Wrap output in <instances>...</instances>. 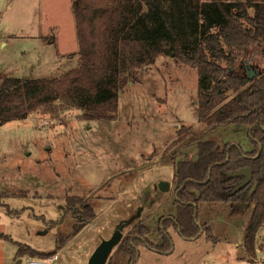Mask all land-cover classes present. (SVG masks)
<instances>
[{
  "label": "rangeland",
  "instance_id": "obj_1",
  "mask_svg": "<svg viewBox=\"0 0 264 264\" xmlns=\"http://www.w3.org/2000/svg\"><path fill=\"white\" fill-rule=\"evenodd\" d=\"M73 2L0 0V81L58 77L79 66ZM249 58L242 71L262 67L260 53ZM138 75L140 82H130L120 91L112 120L85 119L78 109L0 119V192L6 194L0 200V264L20 258L17 242L48 251L59 246L60 258L52 264H88L101 240L147 204L151 185H142L152 176L157 157L170 163L181 147L197 139L245 138L246 129L238 125L209 132L198 120V71L177 64L172 53L161 54ZM183 126L190 132L178 143ZM159 172L169 174L170 168ZM123 191L128 192L117 197ZM71 196L93 204L92 221L84 224L77 210L66 209ZM251 211L249 202L247 207L204 203L194 213L195 226L207 221L217 243L205 236L184 239L180 230L170 228L174 252L161 255L144 247L137 264H264V225L256 236L261 252L250 255L239 245Z\"/></svg>",
  "mask_w": 264,
  "mask_h": 264
},
{
  "label": "trees",
  "instance_id": "obj_2",
  "mask_svg": "<svg viewBox=\"0 0 264 264\" xmlns=\"http://www.w3.org/2000/svg\"><path fill=\"white\" fill-rule=\"evenodd\" d=\"M73 9L79 66L58 77L2 78V122L71 109L81 110L89 120L115 119L120 91L130 82H140L142 67L172 53L177 64L198 71V120L209 132L238 125L246 129L245 138L197 139V158L175 162L178 210L160 221L158 239L153 240L155 228L147 221H135L109 262L137 264L140 246L171 254V227L185 238L198 236L202 229L217 243L211 226H195L194 213L204 203L249 202L252 211L242 247L255 255L256 236L264 225V0H74ZM255 53H260L263 65L251 77L242 65ZM189 132L181 127L177 142ZM5 196L0 192L1 201ZM66 209L77 210L84 224L96 216L93 204L80 196L69 197ZM17 245L19 257L47 258L59 250Z\"/></svg>",
  "mask_w": 264,
  "mask_h": 264
},
{
  "label": "crops",
  "instance_id": "obj_3",
  "mask_svg": "<svg viewBox=\"0 0 264 264\" xmlns=\"http://www.w3.org/2000/svg\"><path fill=\"white\" fill-rule=\"evenodd\" d=\"M189 144H191V143H189ZM181 148L182 149L177 152V155L173 156V158L170 159V163L161 162V158L160 157H157L154 160V163H153V166H152V172H153L152 176L151 177L149 175L146 176V179L144 180L143 185H142V187H146L148 185H151V186H149L147 188L148 189V193L145 194V199L147 198V204H145L143 206V208L140 210V213H138V215L136 213H134L133 215L130 216V217H132L134 219H133V221L131 223L127 224V226L124 228V230H123L124 233L131 226V224L134 223L135 221L136 222L147 221L148 224H150L153 228H155V232L153 234V238L156 237L155 239L157 240L158 239L157 227H158V224L160 223V221L167 219L168 217L171 216V214L177 212L178 206L175 204L176 193L173 191V187H174V172H175L174 165H175V162H178V161H191V160L196 159L197 156H198V148H197L196 145L194 146V144L192 146L191 145L190 146H184V147H181ZM164 166L167 167V168H170L169 174H165L163 172H159L161 169H163ZM143 171H145L146 173L149 172L148 169L147 170H143ZM125 179H127V178H125ZM119 180H122V179H119ZM161 180L170 182V190H168L166 192L161 191V189H160V187L158 185L159 181H161ZM124 184H125V182H124ZM142 187L140 189L138 187L137 189L141 190ZM127 192L128 191H126V192L123 191V192H121V194H117V197L125 196ZM117 197H116L115 201H117ZM240 204H242L244 207L248 206V202L240 203ZM101 214H102V212L98 215L97 218H99V216ZM163 216H165V217L162 218ZM204 216L206 217L207 215L204 214ZM222 221L223 220L221 219V222ZM203 224L210 225L207 221L204 222ZM171 228L175 229L174 227H171ZM211 228H212V230H214L212 226H211ZM112 233L113 232H111V234ZM204 233H205L204 230H201V232H200V234L198 236L192 237V238H185L181 234L180 235L184 239H200V238L205 236ZM171 235H172V233H171ZM218 241H219V238H218ZM243 242H244V240H243ZM243 242L241 244H239V245L242 246ZM144 247L145 246H140L139 247L140 248V250H139L140 257L142 256V253L144 251ZM145 248H147L151 253L161 254L158 251H155V250L150 249L148 247H145ZM36 249L43 250V249H40V248H36ZM257 250H258V252H261L260 246L258 247ZM43 251H48V250H43ZM60 251L61 250L57 251L59 253V258H60V254H61ZM173 252H174V250H173ZM161 255H164V254H161ZM24 258L25 257L17 258L16 262L14 264H16L18 261H20V263H21L22 259H24ZM55 261H57V260H55Z\"/></svg>",
  "mask_w": 264,
  "mask_h": 264
},
{
  "label": "water",
  "instance_id": "obj_4",
  "mask_svg": "<svg viewBox=\"0 0 264 264\" xmlns=\"http://www.w3.org/2000/svg\"><path fill=\"white\" fill-rule=\"evenodd\" d=\"M251 71L247 72L251 77L258 74V69H250ZM159 187L161 191L166 192L170 190V182L161 180L159 181ZM134 218L129 220L122 221L113 231L110 237L103 238L100 244L96 247L92 253L88 264H106L114 248L121 242L124 236V228L127 224L131 223ZM20 261L17 262L19 264Z\"/></svg>",
  "mask_w": 264,
  "mask_h": 264
},
{
  "label": "built area",
  "instance_id": "obj_5",
  "mask_svg": "<svg viewBox=\"0 0 264 264\" xmlns=\"http://www.w3.org/2000/svg\"><path fill=\"white\" fill-rule=\"evenodd\" d=\"M59 259V253L56 252L47 258L25 257L20 264H52ZM17 264V263H16Z\"/></svg>",
  "mask_w": 264,
  "mask_h": 264
},
{
  "label": "flooded vegetation",
  "instance_id": "obj_6",
  "mask_svg": "<svg viewBox=\"0 0 264 264\" xmlns=\"http://www.w3.org/2000/svg\"><path fill=\"white\" fill-rule=\"evenodd\" d=\"M157 230H158V229H157ZM115 248H116V247H115ZM115 248H114V249H115ZM110 257H111V255H110ZM110 257H109V259H110ZM109 259H108V261H107V263H106V264H110V262H109Z\"/></svg>",
  "mask_w": 264,
  "mask_h": 264
}]
</instances>
